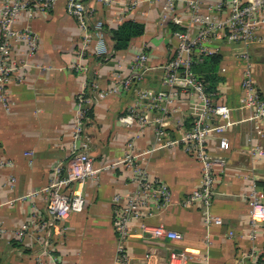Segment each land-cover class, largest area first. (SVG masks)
<instances>
[{"label":"crops","instance_id":"0c3cea01","mask_svg":"<svg viewBox=\"0 0 264 264\" xmlns=\"http://www.w3.org/2000/svg\"><path fill=\"white\" fill-rule=\"evenodd\" d=\"M219 1L205 0L206 3ZM125 2L118 0L113 6L104 7L90 1L96 8V18L104 23L110 55L103 59L88 55L85 75L71 69L79 61L77 49L82 31L67 14L65 0H59L52 12L38 14L31 21L39 36V50L28 59V66L13 75L6 85L14 106L6 109L0 104V160L14 164L11 169L0 168V228L4 229L0 233V264H39V261L42 264H112L118 252L114 197L120 196L125 202L135 192L136 168L164 181L173 196L169 205L143 210V220L150 225H164L180 233L182 239L153 240L141 233L138 222H133L125 243L132 264H168L172 251L189 256L188 264H264V222L251 221L246 202L252 185H256L264 201V156L251 153L254 146L264 151V120L252 123L247 120L249 111L239 109L245 67L238 59L242 49L220 40L211 42L218 50L213 56H219L220 63L215 72L216 81L209 82L208 89L217 101L234 109L235 124L225 133L229 140L227 150H219L217 138L210 143L212 154L220 155L226 163L216 170L211 207L186 206L184 200L199 184L200 164L180 143L159 148L155 131L161 114L149 107L148 102L143 103V111L152 122L143 130L129 128L120 119L139 102L137 92L162 90V67L174 51L173 33L178 31L174 27L190 31L194 37L198 30L191 26L190 12L185 5L177 6L175 15L181 24L176 25L164 22L160 3L145 2L128 11ZM1 10L2 0L0 13ZM127 21L143 24L145 34L133 39L127 49L115 51L112 31ZM260 36H264V30ZM250 48L257 57L264 56V42ZM143 52L149 56L150 70L134 91L104 100L92 94L94 103L85 106L90 118L85 132L88 153L98 173L93 180L64 190L68 194L83 191L86 206L81 214L49 227L53 235L48 239L40 230L41 226L48 228L50 223L47 214L50 196L44 189L54 180V168L60 164L64 169L71 161L78 94L93 81L101 89H108L131 77L134 73L131 64ZM25 54L22 48H15L12 58L22 59ZM251 61L257 88L264 99V60L257 64L251 56ZM165 124V142L179 140L190 128L189 101L185 96L165 118ZM132 140L133 154L139 155L133 166L124 162ZM28 151L33 152L31 158L24 155ZM33 213L38 216L40 232L32 228L33 237L20 239L16 233L29 224ZM208 215L223 224H206ZM149 256L152 258L148 259Z\"/></svg>","mask_w":264,"mask_h":264},{"label":"built area","instance_id":"2783aa9c","mask_svg":"<svg viewBox=\"0 0 264 264\" xmlns=\"http://www.w3.org/2000/svg\"><path fill=\"white\" fill-rule=\"evenodd\" d=\"M59 0H2L0 13V104L11 109L14 103L9 99L6 85L13 75L21 72L28 66V59L39 50L40 40L31 26V21L38 14H48L55 9ZM93 0H65L66 12L72 17L82 36L77 49L79 61L71 69L80 75L87 74L88 68L85 59L94 55L103 59L110 55L105 41L104 23L96 18V8L90 3ZM99 6L111 7L118 0H94ZM160 3L164 22L171 21L176 25L181 20L176 17L177 6L182 4L190 12V24L197 27L198 33L194 37L190 31H175L174 51L170 59L163 65L162 90L157 93L139 91L137 104L132 106L128 114L120 120L127 127H138L141 130L151 125V120L145 115L144 102L161 114L156 121L158 128L155 131L159 148L182 144L186 153L201 166L199 184L184 200L186 206L201 204L209 209L215 195L216 170L225 167V160L220 155L211 152L210 143L218 139L219 150L225 151L229 147V140L225 136L226 130L235 123L232 121L234 109L226 103L217 101L214 94L208 89L205 80L195 72V66L201 64L207 56H213L217 49L211 46L213 40H220L229 45H240L244 48L238 54V59L244 62L241 80L242 100L240 110L249 111L248 121L260 123L264 120V99H262L253 75V63L249 48L264 42L260 32L264 30V0H220L215 3H206L205 0H126L124 3L128 11L137 9L141 4ZM23 22V23H22ZM21 23L23 26H21ZM95 43V44H93ZM15 48H22L25 57L14 60L12 54ZM133 75L108 89H101L97 81L87 84L77 96V116L73 130L72 158L66 168L59 164L54 168V180L44 189L50 196L47 208L50 223L41 226L48 239L52 238L49 227L60 222L68 221L72 215L81 214L86 206L83 191L65 193L76 183H83L96 178L94 160L88 153L89 141L86 137V125L90 120L85 106L94 103L92 94L104 100L111 96H118L121 92L130 93L135 90L137 83L144 79L145 73L150 70L149 56L146 52L139 54L132 62ZM223 72L226 69L222 70ZM21 80V78H19ZM185 96L189 101L191 126L182 137L174 142H165L167 137L165 118L169 116L179 99ZM251 141V140H250ZM134 140L129 142L124 162L134 165L139 155L133 154ZM252 155L264 156V151L254 146ZM26 157L33 156L32 151L25 152ZM141 156V155H140ZM14 164L0 160V168L11 169ZM135 192L122 202L120 196L114 197L117 209L115 210L114 229L118 236L117 258L112 264H132L131 256L125 249V243L130 235L132 223L138 222L137 228L143 235L153 240L178 241L182 235L166 228L164 225H150L146 223L144 211L152 206H161L172 203V191L162 180L152 178L146 170L136 168ZM13 181V180H12ZM251 221L264 222V201L256 185H252L246 196ZM38 216L33 213L29 224L20 228L16 236L20 239L33 237L34 229L39 226ZM206 224L222 225V221L210 215L206 217ZM32 228H34L32 230ZM4 229L0 228V233ZM36 234V233H35ZM233 235V233H230ZM149 256L148 259H151ZM190 257L183 252L172 251L169 254L168 264H188ZM42 264L41 261L38 262ZM54 264H60L54 262Z\"/></svg>","mask_w":264,"mask_h":264},{"label":"trees","instance_id":"16d2710c","mask_svg":"<svg viewBox=\"0 0 264 264\" xmlns=\"http://www.w3.org/2000/svg\"><path fill=\"white\" fill-rule=\"evenodd\" d=\"M174 30H179L174 27ZM145 34V26L143 24L127 21L118 29L112 31L113 40L115 42L114 50L122 51L129 47L131 41ZM220 63L219 56H207L204 61L195 66V72L198 73L208 84L216 81L215 72ZM199 67V68H198Z\"/></svg>","mask_w":264,"mask_h":264},{"label":"rangeland","instance_id":"374dc122","mask_svg":"<svg viewBox=\"0 0 264 264\" xmlns=\"http://www.w3.org/2000/svg\"><path fill=\"white\" fill-rule=\"evenodd\" d=\"M232 45H234V44H232ZM235 47H240L242 50H241V52L244 50V48L242 47V46H238V45H234ZM249 52H250V54L253 56V59H254V61L253 62H255V63H259V62H261L262 60H264V56L263 57H257L255 54H254V52H252V50H251V48H249ZM254 57H257V59L256 58H254ZM256 59V60H255Z\"/></svg>","mask_w":264,"mask_h":264}]
</instances>
